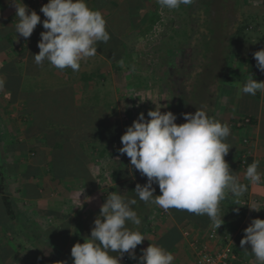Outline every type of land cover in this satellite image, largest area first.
Returning a JSON list of instances; mask_svg holds the SVG:
<instances>
[{
    "label": "clouds",
    "instance_id": "9594fccd",
    "mask_svg": "<svg viewBox=\"0 0 264 264\" xmlns=\"http://www.w3.org/2000/svg\"><path fill=\"white\" fill-rule=\"evenodd\" d=\"M156 2L161 9L173 11L194 0ZM10 6L15 9V34L19 37L30 38L38 24L45 30L37 43L39 52L33 56L37 65L47 61L58 70L70 68L77 72L82 61L97 55V44L110 39L102 13L90 9L85 0H48L40 8L44 20L21 0L18 3L10 0ZM252 57L256 69L264 73V48L252 53ZM4 87L5 81L0 79V91ZM258 90H264V82L250 78L240 91L255 95ZM160 101L163 100L152 103L155 109L147 112V119L144 113H139L120 137L122 147L117 151L130 158L129 172L134 169L147 180L143 186L137 184L134 193L140 201L165 211L175 208L207 215L219 227L224 216L220 215V203L229 197H241L248 187L233 175L224 159L231 149L224 142L230 128L210 118L202 109L194 114H182L186 122L177 125L176 115L171 111L161 112V108L166 109L168 105H161ZM258 167L259 161H253L246 168L244 178L253 185H260L264 175ZM153 184L158 186L161 195H153ZM136 203L135 198L125 199V195L110 192L93 221L90 236L71 247L73 264H119V258L125 253L137 259L138 264H173V254L158 245L149 244L142 249L139 258L136 257L135 249L145 240L139 230L127 227L131 222L138 229L142 223L132 207ZM233 211L238 213L239 209ZM245 245L251 247L256 264H264V219H252L243 230L240 246Z\"/></svg>",
    "mask_w": 264,
    "mask_h": 264
},
{
    "label": "crops",
    "instance_id": "0c3cea01",
    "mask_svg": "<svg viewBox=\"0 0 264 264\" xmlns=\"http://www.w3.org/2000/svg\"><path fill=\"white\" fill-rule=\"evenodd\" d=\"M48 2V0H46ZM19 0H17V3ZM23 3V0H21ZM89 4V1H86ZM5 11L2 17L3 22L15 15V9L10 6V0H4ZM255 22L258 30L254 32L256 44L259 48H264V6L261 0H255ZM88 6V5H87ZM260 13V14H259ZM45 31L41 24L34 29L30 38H27L24 46L25 66L28 68V78L37 82H46L49 86L57 82H67L69 77L76 79L77 85L81 88L83 85L78 81L81 72L96 71L99 63L107 61L100 53L81 62L80 70L73 72L70 68L63 71L49 65L47 61L43 65H37L34 61V55L38 54L37 43L40 39V33ZM253 33V32H252ZM239 43L247 42L251 45L246 52H239L237 57H230L228 63L232 66L231 70H224L228 76H233L231 83H222L220 86L219 109L216 120L222 124H227L230 128V134L225 143L231 146L228 155L224 157L228 163L230 171L237 176L240 183L246 181L244 171L238 167L237 159L242 150L241 141L248 138L251 141L253 161H259L258 171L264 174V90H258L255 95L243 94L240 90L250 78L256 82H264V73L259 72L255 67V60L251 51L255 40L249 35ZM250 49V50H249ZM260 49H257L260 50ZM1 56V55H0ZM4 56V55H3ZM251 58V63L245 64L242 60ZM233 59V60H232ZM108 62V61H107ZM68 73H66V72ZM232 75H230V72ZM252 75V76H251ZM17 105V104H16ZM0 156L6 157L1 162L5 167L7 177L5 179V191L11 202L13 218L6 225L0 227V246L7 253L4 262L0 264H73V258L70 256L71 247L76 243H83L84 238L90 236L93 221L99 215L100 207L105 202L110 192H115L117 186L108 184L100 187L96 192L85 195L79 183L72 181H63L60 183L50 182L46 176L38 174L37 180L21 178V173L28 170V173L37 171L38 167L28 164L29 158L21 157L18 162L17 156L3 153L4 142L20 135V139L29 144L34 143L37 133L33 130H23L18 119H8L0 114ZM214 115V114H213ZM14 115H11L13 117ZM248 119L245 124L243 120ZM238 122V123H237ZM243 122V124H241ZM241 124L237 128L236 125ZM9 157V158H8ZM39 171H44L43 168ZM147 180H145V183ZM24 183L36 186L35 191L30 192L31 196L23 194ZM116 186V187H115ZM121 189V195L127 192V186L121 183L118 187ZM156 190L153 195H160L157 192L156 184L152 186ZM159 190V189H158ZM35 195V196H32ZM85 198H90L86 201ZM125 199H131L125 195ZM145 208L138 217L142 223L140 226L133 225L131 230H139L145 240L135 249L137 258L142 254V249H146L149 244L158 245L174 256L173 264H193L194 248L193 240H199L202 246L208 249H214L228 243L233 251L234 259L229 264H256L254 256L251 255V247L245 245L247 250L242 253V248H238L240 240L243 238V230L249 225L252 219H264V175L262 183L256 187L248 188L247 210L243 215L241 224L227 233L223 229L224 235L228 237L225 241L222 238L209 240L207 233L212 226L216 224L207 215L187 214L184 211L179 212L172 208L167 211L154 205L145 203ZM241 204H244L241 202ZM221 226L224 228V222ZM187 233V234H186ZM237 246V247H236ZM241 249V250H240ZM241 254V256H240ZM111 255H117L111 253ZM127 261L123 262L122 259ZM119 264H138L137 259H131L127 253L119 258Z\"/></svg>",
    "mask_w": 264,
    "mask_h": 264
},
{
    "label": "trees",
    "instance_id": "16d2710c",
    "mask_svg": "<svg viewBox=\"0 0 264 264\" xmlns=\"http://www.w3.org/2000/svg\"><path fill=\"white\" fill-rule=\"evenodd\" d=\"M86 1H89V4ZM245 1H227L229 4L232 2L233 8L231 9L234 12L238 9L241 11L243 20L234 26L235 31L230 37L231 42L244 40L246 32L250 30V27L244 24V21L251 16L247 9L249 5L246 6ZM85 2L90 9L102 13L106 20V31L110 35L107 43L97 44V52L113 65L115 72H120L122 70V66L119 65L120 61L134 55L135 47L143 39L144 34L151 31L160 21L158 10L160 6L157 3L154 13L144 20L145 27L138 30L136 26L143 21L141 16L144 11L143 0H85ZM215 3L216 0H194L190 5H181L179 11L187 13L191 19L189 36L184 35L186 40L183 42V47L192 48V44L188 41L191 33L194 32L193 27L196 24L199 25V20H202L206 33L207 29L213 32L212 13ZM4 4V0H0V55H4L0 59V79L5 81L4 90L0 91V114L8 119H18L23 130H33L37 136L34 138V143L29 144L21 140L20 135L17 134L16 137L4 142L3 153L13 154V158L17 156L18 162H21V157L25 160L29 158V166L38 167L33 173L24 170L20 174L24 181L31 178L37 180L38 174L42 173V176H46L52 183L72 181L82 186L85 195L93 194L100 187L107 185L104 169L100 167L99 161L111 154V149L120 144L122 136L119 123L111 118L109 111L111 103L108 101L107 94L96 88L98 84L102 85L104 77H98L96 71L81 72L78 79L83 84L81 88L77 85L76 79L71 76L67 82L59 81L50 86L46 82H37L28 78V68L24 62V46H26L27 39L15 34L17 23L15 15L7 22L2 21L6 8ZM23 4L26 5V0H23ZM213 28L215 30V27ZM203 42L204 39L194 46L198 47ZM195 48L194 52L197 51ZM242 61L248 64L251 63V58L248 57ZM234 78L225 73L220 80L221 83H231ZM89 84H93L94 88L91 94L85 97V92L90 88ZM12 112L15 117H11ZM3 159L5 161L6 157L0 156V227L9 223L13 218L11 202L4 186L7 174L5 167L1 164ZM236 162L240 167L239 157ZM125 166L123 161L108 171V174H115L116 182L126 181L124 183L127 186L125 195L130 196L131 193L135 198L136 185L143 186L146 177H142L134 169L130 173ZM41 168L44 171H39ZM242 184L248 187L241 197H229L219 205L220 215H224L222 221L227 233L233 232L241 224L247 210L248 181ZM37 189L35 185L24 183L23 194L28 197L31 196L30 192L35 191L36 195ZM130 189L133 191L131 192ZM157 192L161 195L158 189ZM235 208L239 209L238 213L233 211ZM178 211L188 214L185 210ZM238 245V248H242L240 244ZM1 248L0 246V263L4 262L8 256V252ZM242 253H246L244 248H242Z\"/></svg>",
    "mask_w": 264,
    "mask_h": 264
},
{
    "label": "rangeland",
    "instance_id": "374dc122",
    "mask_svg": "<svg viewBox=\"0 0 264 264\" xmlns=\"http://www.w3.org/2000/svg\"><path fill=\"white\" fill-rule=\"evenodd\" d=\"M227 1L216 0L214 4L213 32L207 29L206 33L202 20H199V25L196 24L193 27L194 32L191 33V38L188 41L192 44V48L183 47V42L186 40L184 35L189 36L191 25L188 14L179 10L169 11L159 8L160 21L154 25L151 31L144 34L143 39L135 47L134 55L120 61L119 65L122 66L120 72H115L113 65L108 60V62L99 63L96 73L98 77H104V80L102 85L98 84L96 88L107 94L108 101L111 103L109 109L111 118L119 123L122 135L139 113H144L147 119V112L155 109V105L152 103H156L158 100H163L159 102L161 105H168L166 109L161 108L162 113L171 111L177 116L175 121L177 125L186 122L182 118V114H194L197 109L205 110L210 118L216 120L215 112L219 109L220 86L222 85L220 79L226 73L224 70L232 69L228 63L229 58L237 57L239 52H246L251 47L246 44L247 42L242 44L238 40L230 41V37L235 31L234 26L243 20L241 11L238 9L234 12L231 9L233 8L232 2L229 4ZM143 2L144 11L141 15L143 21L136 26L138 30L145 27L144 20L152 15L157 8L156 0H143ZM245 4L250 6H247V9L251 15L244 21V24L250 27L249 31H245V38L249 35L255 39L252 41L254 43L252 54L260 49L259 43L256 44V36H254V32L258 30L256 24L259 23L255 22L257 16L254 14L256 10L254 7L258 4L249 0H246ZM246 6L243 5V7ZM190 17L193 18V16ZM192 25L194 26L193 23ZM203 39L204 42L200 46H194ZM193 47H196L197 51L194 52ZM3 57L1 55L0 59ZM229 73L232 75L231 71ZM198 84L200 85L198 86ZM89 87V90L85 92V97H88L94 88L93 84H89ZM11 115H14V112ZM120 147H122L121 143L113 147L111 154L99 163L100 167L104 169L106 184H115L117 186L115 192L121 195L123 187L119 188L118 186L126 181L116 182V175L108 174V171L123 161L126 164V170L131 168L130 158L117 151ZM133 181L137 183L135 179ZM130 191L133 190L130 189ZM129 195L128 197L132 199L131 193ZM135 199H137V203L132 207L139 216L142 214L145 204L138 197ZM127 227L131 229L133 224L129 222Z\"/></svg>",
    "mask_w": 264,
    "mask_h": 264
},
{
    "label": "built area",
    "instance_id": "2783aa9c",
    "mask_svg": "<svg viewBox=\"0 0 264 264\" xmlns=\"http://www.w3.org/2000/svg\"><path fill=\"white\" fill-rule=\"evenodd\" d=\"M46 0H26V6L30 11H35L38 15L41 16V20H44L43 14L40 12L41 6L46 4ZM261 4L264 6V0H261ZM245 124L249 123L248 119L244 120ZM237 128L241 127V124L236 125ZM242 150L239 154V166L244 174L246 168L250 165L252 158V148L251 141L248 138H243L241 141ZM248 181V180H247ZM262 183V181H261ZM249 187H256L248 181ZM218 226L214 224L210 231L207 233L206 238L209 240H214L219 237L223 240H227L228 237L224 235L223 226ZM187 234V233H186ZM192 246L194 248V263L193 264H229V262L234 259L233 251L228 243L223 246L216 247L214 249H208L202 246L199 240H193ZM123 262H126L127 259L123 258Z\"/></svg>",
    "mask_w": 264,
    "mask_h": 264
}]
</instances>
